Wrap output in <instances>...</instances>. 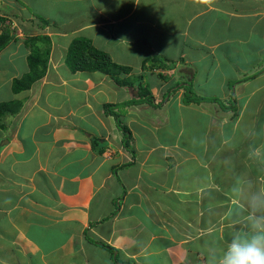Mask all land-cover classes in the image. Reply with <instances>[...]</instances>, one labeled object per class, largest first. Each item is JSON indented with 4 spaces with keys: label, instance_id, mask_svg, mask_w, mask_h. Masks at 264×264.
<instances>
[{
    "label": "crops",
    "instance_id": "1",
    "mask_svg": "<svg viewBox=\"0 0 264 264\" xmlns=\"http://www.w3.org/2000/svg\"><path fill=\"white\" fill-rule=\"evenodd\" d=\"M35 3L0 0V34L17 36L0 50V264H208L245 227L249 194L264 191V143L232 142L244 127L264 134V0H44L47 16L60 13L51 22ZM33 36L50 38L34 45L47 69L16 91ZM76 38L130 71H73ZM132 75L153 82L154 105L136 98ZM181 78L235 95V112L185 103L183 87L181 115L197 120L167 114L170 98L155 107Z\"/></svg>",
    "mask_w": 264,
    "mask_h": 264
},
{
    "label": "trees",
    "instance_id": "2",
    "mask_svg": "<svg viewBox=\"0 0 264 264\" xmlns=\"http://www.w3.org/2000/svg\"><path fill=\"white\" fill-rule=\"evenodd\" d=\"M16 37L17 36L14 33L12 34L7 29L6 30L4 29L0 34V50L6 47L13 39H16ZM38 40H43L48 42L50 38L47 36H33V37H29L28 40H26V45L30 46L31 48V53L29 54L28 57L30 70L22 77L16 78L14 80L13 87L16 91H20L22 89L31 87L34 81L41 78L46 72L47 64H48V50H42L40 47L34 46L36 42H38ZM67 63L73 71H77V70L101 71L110 74L114 77L121 70L130 71V68L128 66H123L118 64L112 59L109 53L96 48L92 44V42L86 38L74 39V41L72 42L69 48ZM127 83L130 84L131 82H127ZM182 87L185 89L184 90L185 103L192 102L193 97H196L197 100L199 99L198 94L194 92L192 81L186 82L185 79L182 81L180 80V82L177 83L175 86H173L172 89H180ZM143 97L144 94L143 96H140L139 94L138 100L144 101L142 100ZM165 97L166 96H164V98ZM164 100L165 99L161 98L157 106H160V104H162ZM235 102L237 103L236 97H235ZM3 106H5V104H0V109ZM220 106L222 105L220 104ZM108 107H110V105H107V108ZM232 107L234 106L232 105L230 106V108L227 107V105L222 106L224 110H230ZM236 108L237 105L236 107H234V109ZM115 114L118 119L119 126L123 129V133L125 136L124 139L127 141L132 135L131 130L127 127V124L121 120L122 119L121 114L117 112Z\"/></svg>",
    "mask_w": 264,
    "mask_h": 264
},
{
    "label": "rangeland",
    "instance_id": "3",
    "mask_svg": "<svg viewBox=\"0 0 264 264\" xmlns=\"http://www.w3.org/2000/svg\"><path fill=\"white\" fill-rule=\"evenodd\" d=\"M31 1L33 3H35V2L36 3L34 4V7H28L29 10H30V12L31 13H34V14H37V16L43 22L45 20H46V22H51L54 18H58L59 19V17H60L59 11H54L53 14H50L51 11H49V16H47V12H46L45 6L43 4L44 0H31ZM20 4H22V3H20ZM19 11H20V13H25V14L29 13V11H26V10L25 11L24 10H19ZM67 18L68 17H66V20H67ZM65 21H62V22H65ZM65 24H66L65 25L66 27L69 26V23L67 21L65 22ZM171 49H172V52H174L175 47H172ZM198 52H200V55L198 57L200 59H203V57H202L203 56V52H201V50H198ZM260 70H261V68L257 69L256 70L257 73H261L262 71L261 72H258ZM256 75H259V74H256ZM145 78L139 77L138 75L137 76L132 75L131 78H130V80H129V82L133 83V85L138 89V95L136 96V98H138L139 94H140V96H143V94H144V97L142 98V100L147 101L149 104H153L154 103L153 99H155V95L153 94V87H152L153 82H152V84H149L148 83V80H146L147 78L146 79ZM181 79L184 80L185 78H181ZM185 81L186 82H191V79H185ZM232 82L235 83V81H232ZM154 83H156V80H154ZM252 86H254V84ZM156 88H158V87H156ZM172 88L171 89H168L167 91H165L164 93L167 94V95H165L166 96L165 98H164V96H162V98L165 99V100H167V102L169 101V98L171 99V101L173 100L172 105L168 108L169 111H167L166 113L167 114L168 113L171 114V117L172 118L178 120V117L183 118V116L181 115V113H182L181 111H183L184 108L182 110L179 107V105L177 104V98H175V96L177 95L178 89H172ZM182 89L185 90L184 88H182ZM193 89H194V92L197 91V89L195 87H193ZM249 90H250V88H249ZM197 92L199 93L198 94L199 99L197 100L196 97H193V101H195V102H192V103L205 104L208 101H214L216 103L217 102L220 103L222 106L223 105H227V107H229V108L232 105L234 107H236L235 95H233V94H231L227 99H222L220 94H216L214 97H210L208 94L204 93V91H202V92L197 91ZM151 93H152V95H151ZM168 96H170V97H168ZM243 100H245V98ZM223 102H224V104H223ZM222 106H221V108H222ZM155 107H157V105H155ZM234 107H232L230 110L233 111L234 110ZM233 112H235V111H233ZM197 115L200 116V118H199L200 119V122H202L205 125H211V120L212 119L211 118L210 119H206L205 118L206 117L205 111L200 110L197 113ZM185 116H186V118H183L185 120L190 119V118L197 120L194 116L192 117V114L189 113V111L185 113ZM196 117L198 118V116H196ZM244 118H245V120H251L252 119L251 116H250V114L249 115H245ZM262 118H264V116H262ZM163 119H165V116H164V113L162 112L161 113V121H163ZM211 127L213 128V126H211ZM170 128L168 127V129H170ZM171 130H173V129H171ZM261 131H262L261 128H250V134H248V132H247V130H246L245 127H244V130L243 131L240 130V132H239V130H236L235 133H237V134L233 136L232 142H233L234 145L237 144V143L242 142L241 136H243L244 139H246L245 141L258 140V142H263L264 143V134H261ZM164 133L167 134V135L170 134V132L167 130V128H165ZM186 136L188 137V140L190 142L195 141L194 138L196 137V134L195 135H191V134L188 135L187 134ZM238 146L240 148L241 145L238 144ZM197 147H198V145H197ZM246 152L248 154V158H251V160H249V161L253 164L254 169L257 170L259 168V165H256V159L253 158V156H254L253 155V152H250V151H246ZM257 152H258V150H257ZM259 152H261V150ZM238 161L240 162V166L244 164L240 159ZM257 162H261V161L259 159H257Z\"/></svg>",
    "mask_w": 264,
    "mask_h": 264
},
{
    "label": "clouds",
    "instance_id": "4",
    "mask_svg": "<svg viewBox=\"0 0 264 264\" xmlns=\"http://www.w3.org/2000/svg\"><path fill=\"white\" fill-rule=\"evenodd\" d=\"M238 190L232 188L233 192ZM244 210L245 227L231 234L222 253L213 250L208 264H264V191L250 193ZM235 215L238 217L239 212Z\"/></svg>",
    "mask_w": 264,
    "mask_h": 264
}]
</instances>
